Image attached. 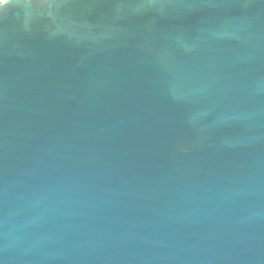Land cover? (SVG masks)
I'll return each instance as SVG.
<instances>
[{
	"label": "water",
	"instance_id": "95a60500",
	"mask_svg": "<svg viewBox=\"0 0 264 264\" xmlns=\"http://www.w3.org/2000/svg\"><path fill=\"white\" fill-rule=\"evenodd\" d=\"M0 264H264V0L0 1Z\"/></svg>",
	"mask_w": 264,
	"mask_h": 264
},
{
	"label": "bare ground",
	"instance_id": "6f19581e",
	"mask_svg": "<svg viewBox=\"0 0 264 264\" xmlns=\"http://www.w3.org/2000/svg\"><path fill=\"white\" fill-rule=\"evenodd\" d=\"M0 1H2V0H0Z\"/></svg>",
	"mask_w": 264,
	"mask_h": 264
}]
</instances>
